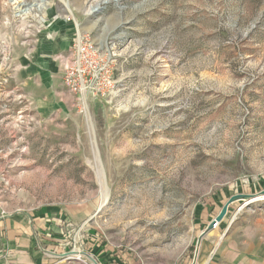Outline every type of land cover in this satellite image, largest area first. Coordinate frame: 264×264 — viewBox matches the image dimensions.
<instances>
[{
    "label": "rangeland",
    "instance_id": "obj_1",
    "mask_svg": "<svg viewBox=\"0 0 264 264\" xmlns=\"http://www.w3.org/2000/svg\"><path fill=\"white\" fill-rule=\"evenodd\" d=\"M63 20L114 52L102 93L64 85ZM262 190L264 0H0V214H47L39 249L192 264ZM208 237L197 264L229 241L264 259V195Z\"/></svg>",
    "mask_w": 264,
    "mask_h": 264
},
{
    "label": "crops",
    "instance_id": "obj_2",
    "mask_svg": "<svg viewBox=\"0 0 264 264\" xmlns=\"http://www.w3.org/2000/svg\"><path fill=\"white\" fill-rule=\"evenodd\" d=\"M55 27L62 36L59 35L52 42L48 39L45 45L53 43L56 50L71 46L75 38L71 23L63 20L57 22ZM44 47L41 50L42 53ZM26 216L19 213L0 214V264H52L54 262V255L39 249L36 241L38 230L48 225L53 227L54 221L44 213H38L32 217ZM239 233H241V225H239ZM213 239H215L214 235L207 238L206 253L209 245L214 242ZM222 248V253L216 258H208L205 255L203 264H264V259L259 257V250H254L253 245L247 241H239L237 248L232 241H229L227 245H222Z\"/></svg>",
    "mask_w": 264,
    "mask_h": 264
},
{
    "label": "built area",
    "instance_id": "obj_3",
    "mask_svg": "<svg viewBox=\"0 0 264 264\" xmlns=\"http://www.w3.org/2000/svg\"><path fill=\"white\" fill-rule=\"evenodd\" d=\"M74 43L64 74V85L83 99L87 94L95 96L102 93L112 84L108 74L114 52L85 35L78 36ZM220 225L221 222H215L214 229Z\"/></svg>",
    "mask_w": 264,
    "mask_h": 264
},
{
    "label": "water",
    "instance_id": "obj_4",
    "mask_svg": "<svg viewBox=\"0 0 264 264\" xmlns=\"http://www.w3.org/2000/svg\"><path fill=\"white\" fill-rule=\"evenodd\" d=\"M264 195V190L260 191L259 193H237L232 195L223 205V207L221 208L220 212L215 216L214 219H212L208 225L206 226V228L200 233L198 240H197V246H196V254L194 257V260L192 262V264H197V260H198V255L200 252V247L202 244L203 239L214 230V224L215 222H222L226 216L229 213V209L230 206L236 202V201H240L243 200L245 202L251 201L252 199L258 198L259 196ZM41 245V244H40ZM41 249L47 253H50L52 255L55 256H59V257H69L71 255L74 254H78V252H76L75 250L69 251V252H63V253H58L52 250H48L43 248L42 246H40ZM80 254L82 255H86L87 257H89L95 264H99L89 253L87 252H81Z\"/></svg>",
    "mask_w": 264,
    "mask_h": 264
},
{
    "label": "bare ground",
    "instance_id": "obj_5",
    "mask_svg": "<svg viewBox=\"0 0 264 264\" xmlns=\"http://www.w3.org/2000/svg\"><path fill=\"white\" fill-rule=\"evenodd\" d=\"M76 255H79V256H82L81 254H74V255H71L69 258H71V259H76L74 256H76Z\"/></svg>",
    "mask_w": 264,
    "mask_h": 264
}]
</instances>
